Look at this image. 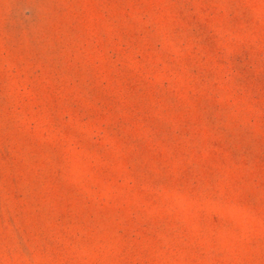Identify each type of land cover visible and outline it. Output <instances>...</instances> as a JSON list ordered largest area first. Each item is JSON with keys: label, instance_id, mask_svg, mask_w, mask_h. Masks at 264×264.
Segmentation results:
<instances>
[{"label": "rangeland", "instance_id": "374dc122", "mask_svg": "<svg viewBox=\"0 0 264 264\" xmlns=\"http://www.w3.org/2000/svg\"><path fill=\"white\" fill-rule=\"evenodd\" d=\"M0 264H264V0H0Z\"/></svg>", "mask_w": 264, "mask_h": 264}]
</instances>
